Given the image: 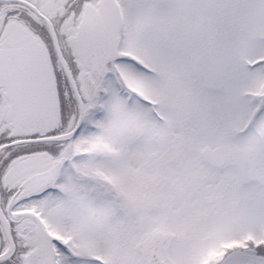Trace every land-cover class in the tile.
Wrapping results in <instances>:
<instances>
[{"label":"snow or ice","instance_id":"snow-or-ice-1","mask_svg":"<svg viewBox=\"0 0 264 264\" xmlns=\"http://www.w3.org/2000/svg\"><path fill=\"white\" fill-rule=\"evenodd\" d=\"M0 264H264V0H0Z\"/></svg>","mask_w":264,"mask_h":264}]
</instances>
